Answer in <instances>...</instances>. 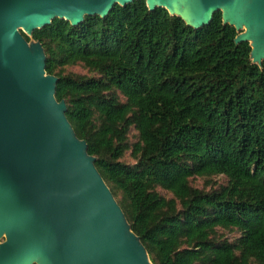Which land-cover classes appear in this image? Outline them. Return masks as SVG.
Segmentation results:
<instances>
[{"label":"trees","instance_id":"trees-1","mask_svg":"<svg viewBox=\"0 0 264 264\" xmlns=\"http://www.w3.org/2000/svg\"><path fill=\"white\" fill-rule=\"evenodd\" d=\"M238 34L220 12L194 30L144 0L22 34L151 264H264V62Z\"/></svg>","mask_w":264,"mask_h":264},{"label":"water","instance_id":"water-1","mask_svg":"<svg viewBox=\"0 0 264 264\" xmlns=\"http://www.w3.org/2000/svg\"><path fill=\"white\" fill-rule=\"evenodd\" d=\"M137 0H0V264H151L55 98L38 41L53 20L78 26ZM187 27L215 13L264 62V0H144Z\"/></svg>","mask_w":264,"mask_h":264},{"label":"rangeland","instance_id":"rangeland-1","mask_svg":"<svg viewBox=\"0 0 264 264\" xmlns=\"http://www.w3.org/2000/svg\"><path fill=\"white\" fill-rule=\"evenodd\" d=\"M67 73H73L75 75H79V76H85V75H89V73L84 70L81 66H75V67H70L66 69ZM135 137H136V133L135 131H132L130 134V141L134 142L135 141ZM129 153L125 156L124 161H128V162H132V160L129 158ZM217 183H221V184H225L226 180L223 177H218L214 179ZM193 186L201 189L204 186V180L203 179H195L194 182L192 183ZM159 194L166 197L167 199L171 198L172 196L164 191H160L159 190ZM224 235L226 236L227 239L230 240H234L236 239L239 235L237 233H224ZM4 239H1L0 242H3Z\"/></svg>","mask_w":264,"mask_h":264}]
</instances>
